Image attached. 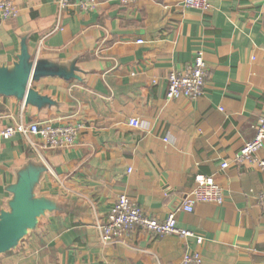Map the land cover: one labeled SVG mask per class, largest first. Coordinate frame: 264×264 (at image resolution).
<instances>
[{"label": "crops", "instance_id": "obj_1", "mask_svg": "<svg viewBox=\"0 0 264 264\" xmlns=\"http://www.w3.org/2000/svg\"><path fill=\"white\" fill-rule=\"evenodd\" d=\"M3 1L17 16L0 11V82L17 87L0 85V225H17L0 264H181L186 251L200 264H261L264 170L233 157L264 115V0H209L205 12L182 0H93L87 11L77 0ZM197 55L204 95L166 101L168 73ZM31 124L77 134L56 148L2 135ZM198 175L224 201L186 213ZM121 194L155 221L173 213L201 244L138 230L102 245L99 226Z\"/></svg>", "mask_w": 264, "mask_h": 264}, {"label": "built area", "instance_id": "obj_2", "mask_svg": "<svg viewBox=\"0 0 264 264\" xmlns=\"http://www.w3.org/2000/svg\"><path fill=\"white\" fill-rule=\"evenodd\" d=\"M69 0H60L59 6L65 8L69 6ZM76 7L81 11H87L94 7L93 0H77ZM182 7L200 12L208 11L211 6L209 0H182ZM1 15L5 19L17 16L15 6L7 1L0 2ZM138 43H142L138 41ZM208 73L206 64L200 55H197L192 64L184 72L171 71L166 77L165 100L185 99L195 101L204 95L205 84ZM129 125L138 128L139 122L136 119L129 120ZM17 134L41 135L50 148L70 146L73 138L77 134V127L58 126L50 124L39 127L37 124L28 126L7 127L2 135L11 137ZM264 144V115L259 117L253 138L246 142L234 155L233 163L236 165L252 164L264 170V160L258 154ZM220 170H226L227 162L220 163ZM223 189L215 182L212 176L198 175L194 178V186L186 193L182 200L181 209L186 213H191L197 204H213L220 206L223 204ZM256 204L264 212V192L259 193L255 198ZM144 231L151 236L162 237L174 235L181 239H194L197 244H201L202 238L193 232L178 227L175 216L169 213L162 222L155 221L144 216L140 207L131 199L121 194L117 197L114 205L108 211L106 220L99 226V235L102 245H113L117 242L118 235H130L135 231ZM201 257L197 252H185L181 264H200ZM261 264H264V259Z\"/></svg>", "mask_w": 264, "mask_h": 264}, {"label": "water", "instance_id": "obj_3", "mask_svg": "<svg viewBox=\"0 0 264 264\" xmlns=\"http://www.w3.org/2000/svg\"><path fill=\"white\" fill-rule=\"evenodd\" d=\"M0 85L7 87H17V84H11V82H0ZM15 225H17L16 218L11 219L6 223L4 222L2 225H0V253L9 248L12 244V241L14 240L16 234V227L13 228Z\"/></svg>", "mask_w": 264, "mask_h": 264}]
</instances>
